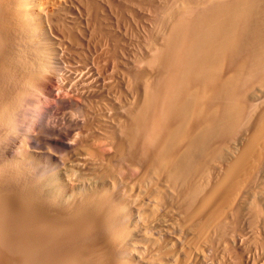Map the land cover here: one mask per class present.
Returning a JSON list of instances; mask_svg holds the SVG:
<instances>
[{
    "label": "bare ground",
    "instance_id": "bare-ground-1",
    "mask_svg": "<svg viewBox=\"0 0 264 264\" xmlns=\"http://www.w3.org/2000/svg\"><path fill=\"white\" fill-rule=\"evenodd\" d=\"M0 185V264H264V0H0Z\"/></svg>",
    "mask_w": 264,
    "mask_h": 264
},
{
    "label": "clouds",
    "instance_id": "clouds-1",
    "mask_svg": "<svg viewBox=\"0 0 264 264\" xmlns=\"http://www.w3.org/2000/svg\"><path fill=\"white\" fill-rule=\"evenodd\" d=\"M68 117L72 121L85 122L88 112L82 105L72 104L66 109ZM101 199H106L102 197ZM17 202L21 203L30 211L34 210V204L28 197H22L16 186L0 185V216L13 208ZM120 206L107 208L96 222L90 237L92 244H100L117 234L122 228ZM102 251V250H101Z\"/></svg>",
    "mask_w": 264,
    "mask_h": 264
}]
</instances>
